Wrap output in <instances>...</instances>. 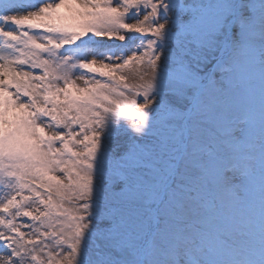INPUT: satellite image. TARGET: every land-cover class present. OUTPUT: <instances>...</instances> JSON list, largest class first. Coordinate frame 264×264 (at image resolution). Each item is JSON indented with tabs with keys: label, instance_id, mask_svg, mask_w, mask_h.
Here are the masks:
<instances>
[{
	"label": "snow or ice",
	"instance_id": "1",
	"mask_svg": "<svg viewBox=\"0 0 264 264\" xmlns=\"http://www.w3.org/2000/svg\"><path fill=\"white\" fill-rule=\"evenodd\" d=\"M0 264H264V0H0Z\"/></svg>",
	"mask_w": 264,
	"mask_h": 264
}]
</instances>
